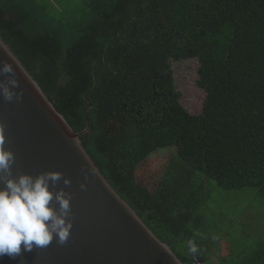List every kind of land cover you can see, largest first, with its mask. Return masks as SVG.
Masks as SVG:
<instances>
[{"label": "trees", "instance_id": "trees-1", "mask_svg": "<svg viewBox=\"0 0 264 264\" xmlns=\"http://www.w3.org/2000/svg\"><path fill=\"white\" fill-rule=\"evenodd\" d=\"M0 36L74 132L88 119L86 152L183 264L214 248L186 236L200 207L182 201L188 186L264 198V0H0ZM187 60L198 115L170 67ZM225 264H264V234Z\"/></svg>", "mask_w": 264, "mask_h": 264}, {"label": "water", "instance_id": "water-1", "mask_svg": "<svg viewBox=\"0 0 264 264\" xmlns=\"http://www.w3.org/2000/svg\"><path fill=\"white\" fill-rule=\"evenodd\" d=\"M3 62L16 69L23 89L20 101L5 102L0 96L5 147L15 154L12 176L59 170L69 177V186L61 180L57 188L72 193L73 227L65 244L54 239L49 246L15 259L5 256L0 264H183L118 195L86 152L80 137L88 132V119L82 132H74L0 36V65Z\"/></svg>", "mask_w": 264, "mask_h": 264}, {"label": "clouds", "instance_id": "clouds-1", "mask_svg": "<svg viewBox=\"0 0 264 264\" xmlns=\"http://www.w3.org/2000/svg\"><path fill=\"white\" fill-rule=\"evenodd\" d=\"M17 67L19 65L17 64ZM0 96L5 102L20 101V89L16 69L8 62L0 65ZM19 89V91H17ZM5 127L0 124V259H15L23 252L45 248L55 239L65 244L71 234L72 193L57 188L60 181L69 186L72 181L59 170H49L33 176H12L15 154L5 147ZM85 179L87 176L85 175ZM83 190L85 184H80ZM189 252L195 254L198 247L188 241Z\"/></svg>", "mask_w": 264, "mask_h": 264}, {"label": "rangeland", "instance_id": "rangeland-1", "mask_svg": "<svg viewBox=\"0 0 264 264\" xmlns=\"http://www.w3.org/2000/svg\"><path fill=\"white\" fill-rule=\"evenodd\" d=\"M170 67L176 89L181 93V105L192 115L200 114L205 93L196 85L198 62L170 61ZM172 150L166 149L162 153ZM204 181L207 199L199 209L204 230L198 235H202L217 252L206 264L236 261L264 234V198L253 189L225 191L212 180Z\"/></svg>", "mask_w": 264, "mask_h": 264}, {"label": "crops", "instance_id": "crops-1", "mask_svg": "<svg viewBox=\"0 0 264 264\" xmlns=\"http://www.w3.org/2000/svg\"><path fill=\"white\" fill-rule=\"evenodd\" d=\"M184 181H185V179L183 180V182ZM204 183H205V181H204V179H202L199 182L197 181V183L195 184V188L197 190H199V194L201 193V190H202V184H203V187L205 185ZM180 188L183 190V189L187 188V186L185 185V183H183L182 187H180ZM195 188L194 187L189 188V186H188V192H186V193L184 192V196H182L181 199L184 198V200H182V201L188 203L190 206L193 205V206H196L197 207L199 205L200 206L199 209H200L205 204V202L203 200L205 199V201H206L207 197H206V194L204 195V192L202 191V194L200 195L199 200L193 203V200H194V197H195L194 195H196V193L194 192V189ZM191 191H193L194 194L191 193ZM185 211H186V209H185ZM185 213H188V212L186 211ZM189 218H190L189 215H185V217L183 219L185 220V219H189ZM197 220L199 221L198 225H196L197 224ZM178 227L181 228V226H178ZM201 230H204V227H203V225L201 223L200 215H199V211H198L191 218V223L188 224L185 227L184 231H187L186 236H189L188 239L193 238V240H196L197 242L199 241V243L205 242V244H207L208 242L205 241V238L202 235H198ZM219 241L220 240H218V242ZM206 247H207V249L210 248V247H208V244H207ZM215 253H217V252H215V247H214L213 250H212V252H211V254L208 256L207 260L208 261L211 260L212 257H213V254H215Z\"/></svg>", "mask_w": 264, "mask_h": 264}, {"label": "built area", "instance_id": "built-area-1", "mask_svg": "<svg viewBox=\"0 0 264 264\" xmlns=\"http://www.w3.org/2000/svg\"><path fill=\"white\" fill-rule=\"evenodd\" d=\"M190 264H202V263L196 257H194L190 262Z\"/></svg>", "mask_w": 264, "mask_h": 264}]
</instances>
